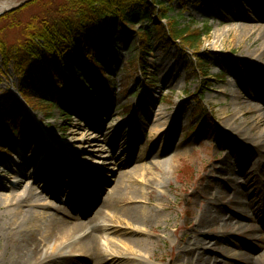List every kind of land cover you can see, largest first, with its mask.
<instances>
[{
    "label": "rangeland",
    "instance_id": "1",
    "mask_svg": "<svg viewBox=\"0 0 264 264\" xmlns=\"http://www.w3.org/2000/svg\"><path fill=\"white\" fill-rule=\"evenodd\" d=\"M29 1L0 0V13L22 4L18 13H15L20 28H9L3 24L5 19L0 18V41L8 47L14 44L16 39L21 38L24 24L40 14L41 10L33 6L20 11ZM210 2L207 9L206 0H173L167 4L169 15L175 18L178 29L187 27L200 36L201 44L196 49H189L175 42L163 52L159 43L153 41L149 53L139 60V56L133 59L136 52L133 49V43L136 41L134 34L118 36V44L108 38L98 37L89 61L92 63L91 59L94 58L104 68L109 78V86L106 85L104 91L95 84L92 74L83 68L81 54L86 53L89 46L87 42L79 41L77 50L62 53L61 58H45L42 54L43 56L38 59L39 64L32 65L29 71L24 73L16 70L14 60L4 66L0 54V121L10 128H18L21 131L17 146L11 148L9 157L0 159V185L14 187L15 182L11 184L16 175L14 170L16 166L28 161L30 154L27 156L25 154L26 148L33 146L31 142L37 141L42 145V155L39 156L37 163L43 162L44 159L53 160L56 152H59L58 154L63 153L64 164L73 165L76 159L73 151L79 150L84 155L83 163L96 162L98 167L92 169L98 170L88 169L91 172L77 175L73 179L74 182L67 185L69 190L59 195L57 200H50V204L56 217L62 211L75 214L73 206L76 201L81 202L79 216H83L82 222H86L91 216L84 214L89 212L91 202H95L99 196L102 202L111 197V193L104 191L102 195L97 188L89 185V183L95 185L97 182L100 185L115 172L116 168L109 164V158L118 160L122 150L125 153V150L135 148L133 161L128 165V170L139 168L141 174L138 180L144 186L155 176L160 175L151 169V162L162 164L164 158L171 159L176 156L177 159L172 163L173 167L168 171L163 185L157 187L154 183L152 186L159 196L153 203L152 219L147 226H120L123 230L139 228L150 236L151 245L146 250L134 249L132 255L125 254L123 251L125 247L113 243V238L107 231L99 235L100 248L104 251L116 248L123 255L142 258L148 264H171L175 258L179 260V264H193L192 255L195 253H191L197 250V247L190 237L200 239L211 235L199 233L206 230L196 231L188 227L193 223L192 219L205 209L214 210L222 206L223 213L227 216L235 214L232 206L226 205V193L219 195L211 181L214 178L227 184L231 177H235L236 183L244 187L241 190L248 192L243 200L246 203L256 202L260 207L257 210L245 209V213L238 214L239 225L232 232L223 234L227 240L224 247L228 250L223 249V253L230 256L215 251L220 245H214L212 239H207L202 250L198 251L201 253L204 251L207 253L204 258L211 257L218 264H247L249 261L253 264H264V104L259 98L251 101L255 111L239 105V102L245 101L237 98L235 93V90L239 92V82L242 81V72L247 64L243 58L237 57L243 45L236 46L232 36L226 38L224 47L217 41L218 37L231 29L228 23H223L225 11L223 8L220 9L223 6L221 3L232 4L231 11L238 12L243 10V2L222 0L218 9L215 2ZM37 44L43 51V44L40 41H37ZM112 44L117 46L111 48ZM231 46L233 48L229 50ZM195 54H202L210 61L209 70L204 75L193 71L192 59ZM63 62L77 70L76 75L80 76L86 90L94 92L98 103L96 106L88 108L80 100L76 101L75 93L59 98L61 95L51 86L50 80L59 72L68 75ZM139 63L143 64L144 76L138 68ZM232 65H236L238 73L235 67H230ZM145 79H149L151 86L145 83ZM54 81L60 80L55 78ZM263 90L261 86L257 91L258 95ZM25 91L31 96L29 99L21 96ZM224 91L227 92L226 95L223 94ZM257 92L254 94L257 95ZM39 99L55 104L49 119L46 118L48 112L45 109L37 108ZM158 110L163 111L165 117L169 114L176 116L180 122V126L175 130L172 145L161 159L154 158L151 147L157 136L166 135L168 128L174 126L172 120H169L167 127L158 125L159 123L155 122V113ZM150 111L152 114L149 120ZM26 112L29 117L26 116ZM63 113L70 114V125H67L69 121L62 120ZM202 116L204 124L199 131L196 129V132L193 130L194 126ZM243 120L246 122L244 127L241 126ZM100 122L106 130L115 127L108 141L98 144L103 142L99 135L98 143L93 141L85 146L80 145L82 135L92 133L91 128L98 131ZM120 124L123 125L118 131ZM65 128L67 130L63 132ZM121 132H124V136ZM258 133L262 135L259 140L256 139ZM2 137L0 129V138ZM242 142L244 146L238 148ZM93 143L95 145H91ZM48 147L54 152L49 153ZM61 147H64L63 151ZM108 147L115 149L110 153ZM259 148H263L262 153H259ZM228 155L231 156L229 161ZM224 161L227 163L226 169L214 171V168H219ZM50 167L56 173L55 163L50 161ZM23 174L22 180L24 179L25 184H32L33 181H26L27 170ZM86 175H90L89 178H86ZM58 177L56 175V178ZM66 178L69 181L70 175ZM56 183L58 184L54 182ZM112 184L113 182H110L105 188L108 189L113 186ZM198 186L202 189L200 196L194 193ZM34 187V190L38 191L37 185ZM75 187L82 193H76L73 202L68 204L67 198L73 196L71 191ZM13 190L17 191V188ZM0 193L5 196L10 194L9 190L5 189H0ZM117 209L118 212L120 206ZM102 216L107 226L113 225L109 216L105 214ZM179 227L181 229L173 233ZM154 229H158L159 233L151 234L150 231ZM173 245L183 247L181 255L176 256ZM233 250L235 252H232ZM3 251L4 244L0 239V264ZM149 257L151 259L148 260Z\"/></svg>",
    "mask_w": 264,
    "mask_h": 264
},
{
    "label": "bare ground",
    "instance_id": "2",
    "mask_svg": "<svg viewBox=\"0 0 264 264\" xmlns=\"http://www.w3.org/2000/svg\"><path fill=\"white\" fill-rule=\"evenodd\" d=\"M210 1L215 2L217 9L218 6H221L220 1L222 0H206V9L210 6ZM242 2L243 10L238 12L231 11L232 4L221 3L223 6L220 9L223 8L225 11L222 17L223 23H228L231 29L218 37L217 41L220 46L224 47L226 38L232 36L236 46L243 45V49L237 57L243 58L247 64L242 72L243 82L237 80L240 86L236 85L239 88V92L235 90V93L237 98L245 100L239 102L241 107L255 111L251 106V101L259 98L264 104V98H262L264 90L259 92V95L257 92L261 86L264 89V0H242ZM232 48L233 46L229 50ZM230 67H235V71L238 73L236 65ZM254 92H257V95ZM223 94L226 95L227 92L224 91ZM151 114L152 111L149 112V120L151 119ZM169 120L173 121L174 127H169L166 135L157 136L154 145L151 147V152L153 151L156 159H161L168 152L174 140L175 130L180 126L179 119L176 116L173 117V115L169 114L168 117H165L163 111H156L155 122L159 123L158 125L167 127ZM245 123V120H243L241 126H245ZM98 125V131L91 128L90 131L92 133L82 135V139L79 141L80 145L85 146L93 141L98 143L99 137H102L103 142L98 144L108 141L110 135H113L115 127H110L106 130L101 122ZM122 125H119L118 131ZM94 133L96 134L94 135ZM121 133L124 136V132ZM256 136L257 140L262 138L260 133ZM31 143H33V146L26 148L25 155L30 154L28 161L21 166H16V170H14L16 175L14 180L11 181V184L16 183L14 187H11L12 185L5 187L0 185L1 190H9L10 193L7 196L0 193V239L4 244L1 264H148L142 258L136 256L127 257L121 251L116 250V248L110 249V251L102 250L98 244V238L103 232L109 231L113 238V243L123 245L125 254L129 253L131 255L134 249L146 250L151 245L150 236L140 231L139 228V231L134 229L123 230L120 226H147L152 219L153 203L159 196L152 189V186L154 183L157 187L163 185V181L166 180L168 171L172 169V163L175 162L177 157L164 158L162 164L151 162V169L155 172L157 171L160 175L155 176L153 180L148 181L144 186L138 180L141 174L140 169L128 170V165L133 161L135 148L131 147L129 151L125 150V153L122 150L118 160L109 158V164H113L114 168H116L115 172L110 174V178L100 181V185L98 182L95 185L91 183L89 185L97 188L102 195H104V191L111 193V197L106 202H102L101 196H99L95 202H91V206L88 209L89 212L82 213L91 217L88 221L82 222L83 216H79L81 215L79 213L81 211L79 205L81 202H75L73 206L75 207V214L62 211L60 215L57 214L55 217V211L52 210L54 208H52L50 200H57L59 195L65 194L69 190L67 185L72 184L74 182L73 179L77 175L87 171L91 172L93 167H98V163L84 164V155L79 150L73 151V155L76 158L73 165L64 164L62 162L63 153L58 154L59 152H56L55 159L49 161L44 159L43 162L37 163L39 156L42 155V145L37 141ZM243 144L244 142L238 148H242ZM91 145H95V143ZM61 148L63 151L64 147ZM108 148L110 153L115 149L114 147L113 149L112 147ZM258 150L259 153H262L263 148ZM48 151L49 153L54 152L50 147H48ZM230 158L231 156L228 155L227 160L229 161ZM50 161L55 163L56 173L50 167ZM226 166L227 163L224 161L219 168H214V171H222L226 169ZM26 170L28 172L26 181H33L32 184H25L24 179L22 180L23 172ZM94 170L98 169L94 168ZM55 174L59 177L56 178ZM82 174L81 177H83ZM68 175H70L69 181L66 178ZM86 176V178H89L88 176L90 175ZM85 181L87 183L86 179ZM211 181L219 195L226 193L228 203L226 205H231L235 214L227 216L223 213L222 206H220V208H215L214 210L205 209L192 219L193 223L188 229H196V231L206 230V232L199 233L211 235L206 238L200 237V239L195 236L190 237L194 240L197 247V250L191 253H195L192 255L193 264H218L211 257L206 256L204 258L207 255L204 251H202L203 253L198 251L202 250L207 239H212L211 242L214 245H220L219 249L215 251H219L225 256H230L228 253H223V249L228 251L224 247L227 240L223 234L232 232L239 225L237 222L238 214L242 215L245 213V209L257 210L260 207L256 202L246 203L243 200V197H246L248 192L241 190L244 187H240V184L236 183L237 178L231 177L227 184L214 178ZM54 182H58V184H54ZM110 182H113V186L108 189L105 188ZM34 185H37L36 190L38 191L34 190ZM150 186L151 189H149ZM15 188H17V191L13 190ZM144 190H146V193H144ZM71 192H73V196L67 198L68 204L73 202L72 200L77 196L76 193H82L80 189L76 190V187ZM194 193L200 196L202 189L198 186L194 189ZM119 206L120 210L117 212ZM102 214L109 216L112 226H107L104 223L105 220ZM179 229L181 228H176L173 233H177ZM150 233L156 235L159 230L154 229ZM172 247L176 250V256L182 254L181 250L183 247H180V245H173ZM232 252L235 251L233 250ZM149 259L151 258L149 257ZM171 264H179V260L175 258ZM247 264H253V262L249 261Z\"/></svg>",
    "mask_w": 264,
    "mask_h": 264
},
{
    "label": "trees",
    "instance_id": "3",
    "mask_svg": "<svg viewBox=\"0 0 264 264\" xmlns=\"http://www.w3.org/2000/svg\"><path fill=\"white\" fill-rule=\"evenodd\" d=\"M172 1L30 0L24 4L20 11L33 6L41 10L40 14L38 17L30 18L24 24L21 38L16 39L14 44L8 47L0 41L2 64L7 66L11 60H14L15 68L19 73L28 72L32 65L39 64L38 59L43 56L42 54L45 58H61L62 53L77 50L79 41L87 42L89 46L86 53L81 54L83 68L92 74L95 84L104 91L107 88L106 85L109 86V78L100 62L94 58L91 59L92 63L89 61L94 53L98 37L108 38L118 44V36L134 34L136 41L133 43V49L136 52L133 59L139 56V60L149 53L153 41L159 43L163 52H166L167 48L175 42L189 49H196L200 46L199 35L187 27L177 28L175 18L169 15L167 7V4ZM18 10L1 17V19H5L3 24L8 25L9 28H20L21 25L16 18L17 14H15ZM37 41L43 44V51ZM110 46L113 48L117 45ZM209 62L208 57L195 54L192 59L193 71L206 74L209 70ZM64 67L68 75L59 72L56 77L50 80L51 86L61 95L59 98L66 97L69 93H75L76 101L80 100L88 108L96 106L98 104L96 95L84 88L80 76L76 75L77 70L67 64H64ZM138 68L144 76L143 64L139 63ZM55 78L60 81L55 82ZM145 83L151 84L149 79H145ZM21 96L27 97L26 99L31 97L27 91L21 93ZM37 102V108L45 109L48 112L46 118L49 119L55 109V104L40 99ZM26 116L29 117L27 112ZM62 116L64 122L70 121V114L63 113ZM203 124L204 116L196 122L193 130L199 131ZM0 129L3 133V137L0 139V151L5 152L6 146L11 147L16 144L21 131L18 128H10L1 121Z\"/></svg>",
    "mask_w": 264,
    "mask_h": 264
}]
</instances>
